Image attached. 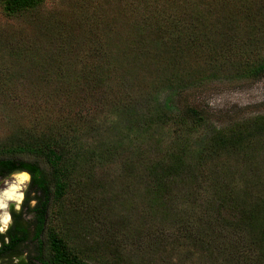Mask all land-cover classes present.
<instances>
[{"label":"trees","instance_id":"1","mask_svg":"<svg viewBox=\"0 0 264 264\" xmlns=\"http://www.w3.org/2000/svg\"><path fill=\"white\" fill-rule=\"evenodd\" d=\"M49 1L0 0L43 38L0 34V51L56 63L47 124L0 143V178L32 175L0 264H147L138 252L165 250L264 264V115L215 128L177 107L188 89L264 76V0H62L58 16ZM113 164L121 177L97 176ZM113 199L142 209L139 228L112 221Z\"/></svg>","mask_w":264,"mask_h":264},{"label":"rangeland","instance_id":"2","mask_svg":"<svg viewBox=\"0 0 264 264\" xmlns=\"http://www.w3.org/2000/svg\"><path fill=\"white\" fill-rule=\"evenodd\" d=\"M62 4V0L49 1L43 11L57 13L53 15L58 16L64 12ZM0 34L11 35L12 39L18 41L34 40L38 45L43 42L39 32L24 19H5L0 16ZM29 54L32 56L31 52ZM44 54L40 51L32 56L33 59H30V56L11 57L3 50L0 51V143L9 137L20 135L21 131L31 129L34 125L40 127L47 124L49 118L45 117L42 125L43 118L39 117V114L47 101H50L52 106V97L48 96L51 92L48 91L56 89L54 76H52L56 72V63ZM166 95H163L161 100ZM192 106L206 114L208 122L215 128H222L235 122L264 115V76L239 81L215 80L188 89L181 94L177 107L183 109ZM52 109L53 107L48 110ZM109 170H99L97 176L108 178L109 175L116 174L121 177L119 175L121 171L117 164L109 166ZM116 179L123 180L122 178ZM117 185L123 186L118 181ZM108 198L111 196L108 195ZM141 210L138 207L139 214L132 212L125 204L117 203L115 199L110 203L112 221H116L120 227L123 225V218H125L123 230L128 226L139 228L137 224H141L139 217L142 215ZM124 232L119 233L120 244H125L128 251L137 249L139 245L136 244V241L131 242ZM126 233L128 234V231ZM95 239L97 241V236ZM143 253L138 252V258L143 255V261L146 260L147 264H176L177 258H179L178 252L170 250L161 252L155 261L151 260L152 252L143 251Z\"/></svg>","mask_w":264,"mask_h":264},{"label":"clouds","instance_id":"3","mask_svg":"<svg viewBox=\"0 0 264 264\" xmlns=\"http://www.w3.org/2000/svg\"><path fill=\"white\" fill-rule=\"evenodd\" d=\"M31 181L32 175L26 170H16L0 178V234L6 233L13 223L10 209L14 207L16 213L21 211ZM37 203L36 199L30 201L33 208ZM7 242L5 238V243Z\"/></svg>","mask_w":264,"mask_h":264}]
</instances>
